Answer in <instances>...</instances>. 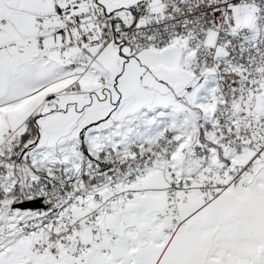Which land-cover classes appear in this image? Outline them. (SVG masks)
Listing matches in <instances>:
<instances>
[{
	"label": "snow or ice",
	"instance_id": "1",
	"mask_svg": "<svg viewBox=\"0 0 264 264\" xmlns=\"http://www.w3.org/2000/svg\"><path fill=\"white\" fill-rule=\"evenodd\" d=\"M0 264H264V0H0Z\"/></svg>",
	"mask_w": 264,
	"mask_h": 264
}]
</instances>
